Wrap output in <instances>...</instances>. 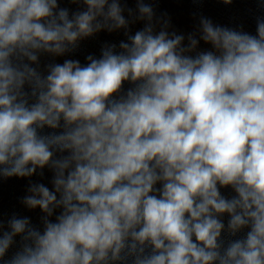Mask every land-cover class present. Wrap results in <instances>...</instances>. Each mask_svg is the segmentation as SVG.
Segmentation results:
<instances>
[{
  "label": "clouds",
  "instance_id": "clouds-1",
  "mask_svg": "<svg viewBox=\"0 0 264 264\" xmlns=\"http://www.w3.org/2000/svg\"><path fill=\"white\" fill-rule=\"evenodd\" d=\"M60 2L0 0V181L41 213L0 217V264H264V18L185 36L156 0Z\"/></svg>",
  "mask_w": 264,
  "mask_h": 264
}]
</instances>
